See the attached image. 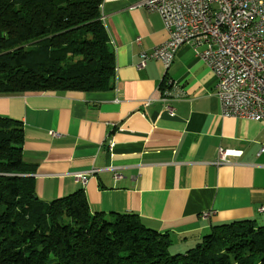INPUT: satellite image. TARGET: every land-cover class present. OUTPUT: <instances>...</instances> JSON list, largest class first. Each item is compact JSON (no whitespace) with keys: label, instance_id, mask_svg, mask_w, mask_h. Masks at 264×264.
<instances>
[{"label":"crops","instance_id":"1","mask_svg":"<svg viewBox=\"0 0 264 264\" xmlns=\"http://www.w3.org/2000/svg\"><path fill=\"white\" fill-rule=\"evenodd\" d=\"M140 1L100 7L116 53L115 89L0 95V115L24 129L23 157L39 198L84 189L91 212L136 213L155 232L170 231L183 252L212 225H264L263 123L221 115L216 76L193 43L178 49L167 72L159 60L139 68L141 51L169 37L160 14ZM166 75L183 95L170 102L173 115L161 101ZM220 147L235 154L218 165ZM78 172L88 176L85 185ZM205 211L215 213L205 219Z\"/></svg>","mask_w":264,"mask_h":264},{"label":"trees","instance_id":"2","mask_svg":"<svg viewBox=\"0 0 264 264\" xmlns=\"http://www.w3.org/2000/svg\"><path fill=\"white\" fill-rule=\"evenodd\" d=\"M104 0H0V95L115 89ZM24 129L0 115V264H264V225H212L171 253L136 213L91 212L84 189L43 201L23 157Z\"/></svg>","mask_w":264,"mask_h":264},{"label":"built area","instance_id":"3","mask_svg":"<svg viewBox=\"0 0 264 264\" xmlns=\"http://www.w3.org/2000/svg\"><path fill=\"white\" fill-rule=\"evenodd\" d=\"M138 6L158 12L169 34L164 43L141 51L139 68L148 60H159L169 69L182 45L190 42L196 49L202 47L197 55L216 76L221 115L264 125V0H141ZM136 42L141 44L140 37ZM174 85L171 78H164L161 101L171 115L170 102L183 97L180 89L172 91ZM234 154V150L220 147L214 163H226ZM87 177L75 173L76 181L83 185ZM260 210L264 211V205ZM214 213L205 211L202 217Z\"/></svg>","mask_w":264,"mask_h":264},{"label":"rangeland","instance_id":"4","mask_svg":"<svg viewBox=\"0 0 264 264\" xmlns=\"http://www.w3.org/2000/svg\"><path fill=\"white\" fill-rule=\"evenodd\" d=\"M211 227H212V226H211ZM211 227H209L210 230H209V231H206L203 235L208 234V233L211 231ZM201 239H202V237L200 238V241H201ZM200 241H199V242H200ZM199 242H198V243H199ZM196 244H197V243H193V245H192V243H188V244L186 245V246H189L187 249L194 247ZM187 249H184V250H187ZM180 252H183V249H181V246H178V244L176 245L175 243H173V246H172V248H171V253H172V254H177V253H180Z\"/></svg>","mask_w":264,"mask_h":264},{"label":"bare ground","instance_id":"5","mask_svg":"<svg viewBox=\"0 0 264 264\" xmlns=\"http://www.w3.org/2000/svg\"><path fill=\"white\" fill-rule=\"evenodd\" d=\"M168 69H166V72H167ZM165 77H168L167 75ZM161 88H163V80H162V83H161Z\"/></svg>","mask_w":264,"mask_h":264}]
</instances>
